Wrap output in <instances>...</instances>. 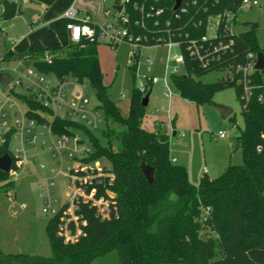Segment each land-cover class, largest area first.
Returning <instances> with one entry per match:
<instances>
[{
  "label": "trees",
  "instance_id": "1",
  "mask_svg": "<svg viewBox=\"0 0 264 264\" xmlns=\"http://www.w3.org/2000/svg\"><path fill=\"white\" fill-rule=\"evenodd\" d=\"M123 1L115 0L118 4ZM175 3L176 0L125 3L119 22L122 23V16L126 15L129 22L123 25L140 38L137 41L139 53L128 65L134 83L142 47L164 45L169 38L166 31L169 28L175 34L172 33L174 39L184 41L186 33L200 36L205 32L204 27L196 30L192 26L189 22L192 16L195 20L201 17L205 20L209 14L229 12L234 14L235 26L240 25L238 13L242 0H183L182 3H188V13H182L180 18L175 17ZM0 4L2 19L13 18L20 10L16 0H0ZM205 6L207 12H204ZM157 7L164 8L165 12L156 15ZM69 21L60 17L50 23L59 37L58 45L45 47L34 41L25 53L8 50L3 61L22 60L44 73L74 77L95 90L107 121L115 125L104 131L106 143L85 128L94 146L89 159L105 157L115 175L113 180L104 177L98 186V194L110 201V215L102 218L95 207L83 204L81 211L87 223L84 235L76 242H65L59 233L58 216L51 217L46 226L52 250L50 257L3 254L0 249V264H92L111 252H116L120 264H264V100L258 99L261 89L256 88L248 106L243 107L245 125L237 137L243 163L228 165L218 177L204 173L199 185H195L187 167L172 160L170 135L143 127L146 107L142 104L144 97L139 87L134 86L127 116L110 98L98 52L100 24L90 20L94 35L84 36L75 43L67 29ZM72 21L82 22L81 19ZM233 40L231 49L207 68L202 67L186 49V43H182L185 71L171 74L170 80L183 98L199 106L211 102L217 91L235 86L241 101L237 75L234 79L228 75L210 83L199 79L206 73L225 71L244 61L249 52L264 51L256 29H240ZM10 94L28 105L30 118L48 121L41 112L49 110L40 102L14 89ZM52 124L60 134L70 133L72 126L83 127L61 117L55 118ZM6 153L11 154L8 145L0 150V155ZM143 158L155 168L153 182H149L142 170ZM14 187L9 174L0 170V190L8 192ZM206 208H209L207 215ZM202 234L207 236L206 240L201 238Z\"/></svg>",
  "mask_w": 264,
  "mask_h": 264
},
{
  "label": "rangeland",
  "instance_id": "2",
  "mask_svg": "<svg viewBox=\"0 0 264 264\" xmlns=\"http://www.w3.org/2000/svg\"><path fill=\"white\" fill-rule=\"evenodd\" d=\"M75 1H21L22 10L17 17L0 18L4 43L11 48L12 38L27 34V39L14 47L15 52L25 53L29 48L30 41L35 39H40L48 47L57 45L58 36L50 23L64 15L65 11L63 13L62 11L66 4L71 2L69 9ZM259 2L260 5L251 8L241 9L240 6L238 13L240 25L235 28L244 30L245 22L257 23L256 35L261 48L264 49V0H259ZM85 4H89L92 10L99 11L94 16L100 20L98 23L100 26L113 20L112 14L107 16L106 11L111 10V13L114 14V5H120L115 0H81L78 10H86ZM0 8H2L1 4ZM81 16L84 14L81 13ZM209 33L214 35L215 30H210ZM99 39L101 41L98 46L100 66L103 82L109 88L110 98L120 108L122 114L127 116L134 86L146 81V90L141 93L143 97L147 94H150V97L148 105L145 106L146 114L142 125L148 131L164 130L170 135V156L174 162L187 167L193 184L199 185L204 173L210 177H218L228 165L243 163V152L241 148H237V137L241 129L244 128L245 122L243 106L235 86L217 91L211 102L197 106L194 102L183 98L170 80L172 97L167 98L164 90L168 69L166 62L162 60L167 58L168 48L166 45H150L142 48L137 79L134 83L132 72L128 68L131 63L129 61L130 43L127 40H121L113 46L107 39H101L100 36ZM174 52L176 49L172 50V53ZM3 58L0 59V73L7 72L13 77H17L23 67L30 66L25 61H21V64L13 60L3 61ZM228 75V71H211L199 79L210 83ZM45 76L47 79H51L53 75L45 74ZM152 76L157 77L160 81L153 84L150 81L147 82L146 79ZM11 89L19 93H28L26 88L15 86L14 83L7 87L0 84V114H5L4 117L2 116V120L7 121L9 125L15 123L14 113L16 111L27 110V105L15 97H11L14 103L7 101ZM86 95L90 100V106L99 105L96 92L92 87L88 89ZM10 103L13 105L10 106ZM216 103L230 107L233 110L232 114L224 119L216 108ZM112 126L115 125L111 121L105 120L100 130L90 129V131L100 137L103 143H106L107 140L103 133ZM71 130H75L76 134L84 140V145L94 148L85 128L72 126ZM220 130L227 131L225 138L218 136ZM41 131L40 126L33 127V133L38 136L36 143L22 145L14 137L11 139L12 149L15 151L16 147L24 148L31 164L21 170L18 182L16 181L17 186L15 185V196L10 191L0 190V249L3 254L23 253L44 257L52 255L46 230L52 214L43 212L45 196L40 184H43L47 178L54 182L53 197L57 200L56 205H60L66 200L68 192L69 178L65 171L71 168L75 162L61 161L58 157L53 156L48 145L41 144ZM41 164L45 168L35 170V167L37 168ZM108 164L105 157L95 159L92 163L93 166H108ZM92 264L120 263L116 252H111L105 257L97 258Z\"/></svg>",
  "mask_w": 264,
  "mask_h": 264
},
{
  "label": "built area",
  "instance_id": "3",
  "mask_svg": "<svg viewBox=\"0 0 264 264\" xmlns=\"http://www.w3.org/2000/svg\"><path fill=\"white\" fill-rule=\"evenodd\" d=\"M78 1L76 0L62 16L70 20L67 23V29L70 32L72 41L75 43L80 42L82 37L93 36L95 33V29L89 24L91 18L89 16L84 18L79 17ZM128 2L129 0H124L120 4L123 6L121 11L114 8V14L111 13V10L106 11L107 16L112 14L113 20L110 23L100 26L99 36L101 39H107L113 46L116 42L127 40L131 45L129 61L132 62L139 53V44L137 41L140 38L135 37L123 25L129 22L126 15L122 16V23L119 22L120 15L124 11V5ZM193 3L196 4V1ZM256 5H260L259 0H242L241 9L251 8ZM203 9L204 12H207L206 6ZM1 10L2 8H0V12ZM154 12L156 15H161L165 12V9L157 7ZM174 12H176V18H180L182 13H188V3H181L180 7L174 10ZM73 19H81L82 22L72 21ZM233 19L234 14L229 12L216 15L209 14L205 20L203 17L195 20V17L192 16L189 20V22L193 23L192 26L196 30L204 27L205 32L200 36L186 33L184 41L174 39L173 32H171L170 28L166 30L169 33V38L164 42V45L168 48V54L167 58L162 60L166 62L168 69L164 90L167 98L172 97L170 75L181 74L185 71L186 59L182 51V43H186V49L201 63L202 67L207 68L215 60L221 59L222 55L231 49L234 43L233 36L239 31L235 28ZM167 24L170 25V23ZM180 29L178 28L177 30ZM213 29L215 33L211 35L209 31ZM210 43L218 44L209 45ZM174 49H176V52L172 53ZM257 55L258 53L249 52L244 61L225 69L231 78L234 79V76L237 75L236 82L241 87L240 99L243 102L244 108L248 106L256 88L261 89L258 99L260 101L264 100V69H256ZM45 58L49 59V55L47 54ZM20 63L22 64V62ZM45 74H52L53 76L51 79H47ZM146 80L152 84L160 81L157 77L153 76L148 77ZM145 82L138 85L140 91L146 90ZM11 83H14L15 86L26 88L29 96L40 102L49 112H41L48 121L39 122L27 115L29 107L25 103L27 110L16 111L14 113L16 121L12 125L2 120V116L4 117L5 114H0V150L2 147L8 145L11 151V154H8L12 158V165L8 172L9 180L13 181L16 185L21 170L31 164L24 148L19 149L16 147L15 151L12 149L11 139L14 137L22 145H25V143H36L38 136L33 133V127L36 125L40 126L42 128L40 133L42 137L41 144L48 145V149L52 152V155L58 157L61 161L71 160L75 162L71 168L65 171L66 176L69 178V183L67 184L68 192L66 200L60 205H56L57 200L53 197L54 182L50 178H47L43 184H40V187L45 196L43 212L51 213L52 217L58 216L59 233L65 242H76L84 235V226L87 223L81 211L83 204L95 207L102 218L109 217L110 201L105 196L98 194V186L102 184L104 177L113 180L115 175L108 166L92 165L95 160H90L89 158L93 154L94 148L84 145V140L76 134L75 130H71L70 133L60 134L54 130L52 123L57 117L68 118L89 130H100L104 121H107L105 114L99 105L90 106V100L86 92H88L91 86L71 76L58 77L53 73H44L35 66L30 65L23 67L22 72H19L17 77L12 76V81L9 85ZM28 93L23 94L28 95ZM11 97L14 96L9 93L7 96L8 102L12 101ZM16 99L19 100L18 98ZM12 102L14 103V101ZM13 103L9 105L12 106ZM218 136L221 138L226 137L227 131L220 130ZM258 150H261V146L258 147ZM44 168L45 166L41 164L39 167H35V170ZM10 192L15 196L16 187L10 190ZM208 212L209 208H206L205 214L207 215Z\"/></svg>",
  "mask_w": 264,
  "mask_h": 264
},
{
  "label": "water",
  "instance_id": "4",
  "mask_svg": "<svg viewBox=\"0 0 264 264\" xmlns=\"http://www.w3.org/2000/svg\"><path fill=\"white\" fill-rule=\"evenodd\" d=\"M182 1L183 0H176V3L174 5L173 9L177 10L180 7ZM122 7H123L122 5H114V8L119 10V11L122 10ZM244 26L249 27L251 29L258 28V24L254 23V22H245ZM257 56H258V60H257V64H256V69L263 70L264 69V52L260 51ZM11 81H12V76L9 73H7V72L0 73V82L3 86H5V87L8 86ZM148 103H149V94H147L142 100V104L144 106H147ZM215 106L221 112L222 117L224 119L228 118L233 112V110L230 107H227L223 104H217L216 103ZM142 160H143L142 170H143L146 178L149 180V182H153L154 181L155 168L152 167L151 165L146 164L144 158ZM11 165H12V158L8 153L0 156V170L8 173L10 168H11ZM201 238L206 240L207 236L205 234H202Z\"/></svg>",
  "mask_w": 264,
  "mask_h": 264
},
{
  "label": "crops",
  "instance_id": "5",
  "mask_svg": "<svg viewBox=\"0 0 264 264\" xmlns=\"http://www.w3.org/2000/svg\"><path fill=\"white\" fill-rule=\"evenodd\" d=\"M17 1V3L19 4V8H20V10H19V12H18V14L17 15H19L20 14V12H21V1H25V0H16ZM26 1H33V0H26ZM80 1L81 0H79L78 2H77V5L79 6L80 5ZM70 3L71 2H69L68 4H66L65 5V7L63 8V11H62V13L64 12V11H67V9H68V7L70 6ZM85 7H86V10H84V11H79V17L80 18H84V17H86L87 15H90L91 17V20L93 21V22H95V23H100V20L99 19H96V14L99 12V11H97V10H92L91 8H90V5L88 4V5H86L85 4ZM86 11V12H85ZM81 13H83L84 14V16H81ZM17 15H16V17H17ZM95 15V16H94ZM60 18V17H59ZM58 19V18H57ZM54 21V20H53ZM102 21V20H101ZM0 26H1V23H0ZM27 35V34H26ZM26 35H22L21 37H18V38H12L11 39V44H12V47L11 48H9L8 46H7V44L6 43H4V39H3V34H2V27L0 28V59H1V57H3L4 56V54L8 51V50H12L14 53H16V54H21V53H17V52H15L14 51V47L18 44V43H20V42H24L26 39H27V36ZM58 36V35H57ZM58 40H59V37H58ZM34 41H39L43 46H45L44 44H43V42L40 40V39H35V40H32V41H30V44L32 43V42H34ZM3 42V43H2ZM60 43V40H59V42H58V44ZM30 44H29V46H30ZM57 44V45H58ZM54 46H56V45H54ZM45 47H48V46H45ZM11 61V60H10ZM13 61H18V62H21L22 60H13ZM149 97H150V94H149ZM129 110V109H128ZM163 132H166V131H164L163 130ZM167 133V132H166ZM168 134V133H167ZM174 135H175V133H174ZM225 138V137H224ZM170 141H171V137H170ZM176 162V161H175ZM177 163V162H176ZM212 178H214V177H212Z\"/></svg>",
  "mask_w": 264,
  "mask_h": 264
}]
</instances>
